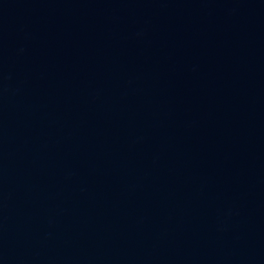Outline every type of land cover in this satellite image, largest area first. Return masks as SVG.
Returning a JSON list of instances; mask_svg holds the SVG:
<instances>
[{"label":"water","instance_id":"1","mask_svg":"<svg viewBox=\"0 0 264 264\" xmlns=\"http://www.w3.org/2000/svg\"><path fill=\"white\" fill-rule=\"evenodd\" d=\"M0 264H264V0H0Z\"/></svg>","mask_w":264,"mask_h":264}]
</instances>
